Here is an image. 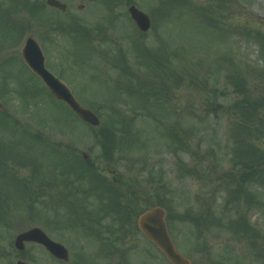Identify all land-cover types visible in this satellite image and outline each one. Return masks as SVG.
I'll return each mask as SVG.
<instances>
[{
    "label": "rangeland",
    "instance_id": "1",
    "mask_svg": "<svg viewBox=\"0 0 264 264\" xmlns=\"http://www.w3.org/2000/svg\"><path fill=\"white\" fill-rule=\"evenodd\" d=\"M12 1L0 0V34L9 27L21 46L28 37L43 42L46 66L72 89L81 107L92 110L100 125L92 129L81 123L62 103L44 93L31 95L33 87L27 83L34 78L20 70L17 77L25 100H8L4 106L5 112L25 115L0 117V264H15L16 260L53 264L42 247L27 244L18 252L13 240L22 231L38 227L51 240L67 245L66 219L71 216L60 197L73 186L75 177L60 169H70L71 162L79 161L84 153L95 167L109 168L96 160L99 147L94 134L104 128L113 135L120 152L116 164H110L111 170L122 176L131 171L138 177L145 208L162 206L168 214L181 215L211 210L215 217L226 220L242 218L252 231L264 236V184H246L259 198L257 206L247 199L228 200V189L213 181L225 171L241 172L233 164L232 130L238 116L230 104L242 94L235 91L239 79L229 78L241 70L242 85L251 94L264 84V0H132L131 4L146 12L152 22L151 31L143 36L129 19L127 8L131 4L127 0H59L67 4V14L55 13L45 0H16L17 6ZM34 3L41 6L33 15L28 8ZM79 5L83 10H78ZM21 22L29 23L32 29L13 30ZM78 23L98 35L94 34L91 42L84 36L85 41H79L89 51L88 57L73 49L65 56V63L63 54L72 45L57 34L51 38L47 31L59 26L68 34L66 40L73 42L77 36L82 39L72 30ZM99 23L104 27L97 26ZM46 34L51 38L48 44ZM21 46L14 51L9 47L0 50V59L18 55ZM119 58L126 60L131 73L141 77L131 83V92L142 90L138 85L153 90L157 97L147 102L151 104H140L136 95L128 93L131 87L123 88L129 83V74L123 75L109 64ZM87 59L90 66L83 65ZM146 60L148 67H144ZM137 61L145 63L143 68L136 69ZM15 67L13 71L18 70ZM209 100H217L222 107L208 112ZM173 126L182 137L180 146L161 133ZM33 134H41L45 144L33 141L29 136ZM257 144L264 146V138ZM205 152L213 158L205 156L199 173L178 171L180 161L192 169ZM213 159L219 167L215 166L218 172L212 175ZM63 180L65 186L60 184ZM166 222L170 229V222ZM177 228L180 231L171 228L173 242L191 264H264L257 252L262 241L249 230L245 235L237 234L207 222ZM128 236L141 241L132 232ZM148 247L142 241L140 251ZM150 252L151 262L142 256L125 262L168 264L154 247Z\"/></svg>",
    "mask_w": 264,
    "mask_h": 264
},
{
    "label": "trees",
    "instance_id": "2",
    "mask_svg": "<svg viewBox=\"0 0 264 264\" xmlns=\"http://www.w3.org/2000/svg\"><path fill=\"white\" fill-rule=\"evenodd\" d=\"M85 57H88V54H84ZM147 56V55H146ZM83 61V65L90 66L89 60ZM119 60V61H118ZM117 61L119 64H117ZM137 70L141 69V65H144L145 63L142 61H137ZM146 63H148V60H146ZM109 64H113L117 69L120 70L121 73H124L123 75H128V67L129 64H126V62L121 60L120 58L115 60L114 62ZM144 65V67H148L149 65ZM143 68V67H142ZM258 73V72H257ZM259 74V73H258ZM256 74V75H258ZM243 72H240L236 75H232L229 79H239L238 82L235 83L236 89L235 91L240 96L239 99H235L232 101V104H230V110L238 116V123L234 124L233 130H232V140L234 142V149H233V164L234 166H239L241 168V172H235L231 173L229 171L222 172L220 174H217V177L213 179V181H218L217 184L220 186L228 189V200H232L233 202H236L237 200L241 199H247V202L249 203H255L257 206L260 204L259 198H257L255 195H253L251 192H249L246 188V184L251 181H259L261 184H264V146L261 144H257V141L264 138V84L257 87L255 90V93H250L246 90V88L242 85V76ZM139 80L141 77H137L136 75L129 74V83L126 84L125 89H128L131 87V83L134 81V79ZM137 84H141V82H137ZM142 90L138 92H131L129 88L130 94L133 93L131 96H137L139 99V103L146 106V104H151L147 102L153 101V99H156L157 97L153 90H150V88H145L142 85H138ZM146 90V91H144ZM144 91V92H143ZM144 93V94H143ZM164 102H166V97L164 99ZM207 111L214 110L215 108H221L222 105L217 103V100L215 101H207L206 104ZM111 108L112 113H114L115 109ZM74 116V115H73ZM75 117V116H74ZM76 118V117H75ZM77 119V118H76ZM96 129V128H95ZM166 137L170 138L171 141H174L176 145L180 146V144L183 143L182 137L178 134V130L176 127H169L165 129ZM99 137V138H98ZM32 140L36 142H40L41 138L38 136H32ZM94 141L99 143L98 151L99 156L97 157V160L99 161H109V159L113 158L115 150V140H113V135H111L110 131L106 128L99 129V133L94 134ZM252 141V142H251ZM184 146H187V144H183ZM199 156V155H198ZM205 156L213 158V155H209L207 152H205L202 156H199L201 159L199 161H196L194 163V166L192 169H188L187 167H184V164L182 161H180L179 165L177 166V169L180 173L189 172L192 170H195V172H198L203 164L205 162ZM215 158V157H214ZM215 159L211 161V165H214L213 167H210L211 169H214V172H212V175L216 171V167H219V165L214 164ZM85 161L79 160L74 161L71 168L68 170L61 169L62 173L65 171L66 173L74 172V171H84V169H90L94 168L93 166L87 167L84 163ZM88 162V161H87ZM199 162V163H198ZM80 163V164H79ZM1 164V163H0ZM2 165V164H1ZM107 166H111L110 164ZM199 173V172H198ZM210 176H208L209 178ZM127 183H129L130 187L123 183L122 186L126 187V193H132L133 195H136L137 191H140L141 182L138 180H128ZM95 192L98 194V199L100 200V203L102 204L104 201H108L106 205H103L101 208H99L97 215L100 216L102 219L104 217H107L112 212L119 214L120 208H123V214L128 216L127 213L130 209L136 206L134 203L125 204L120 206L119 204V198L124 196L125 193H119V189L115 188L113 186V183H110L108 181H103L101 179L96 180L95 186ZM131 188V189H130ZM23 189V188H22ZM25 190L27 191L26 187ZM26 191H23L26 193ZM94 192V194H95ZM72 192L64 193L63 196L67 197ZM27 194V193H26ZM60 197V199H64V197ZM54 202V201H53ZM52 202V204H53ZM228 204V202H227ZM197 214H191V213H185L183 216H180L181 221L184 223H190V224H201L203 222L210 223L214 226H223L224 228L232 229L237 234H247L248 230L251 231V233L254 235L253 237H258L260 241H262L261 246L258 248L257 252H259L260 257L264 259V236L261 234H257L249 226V223L246 222V220H243L242 218H237V220H229L225 217H215L214 212L204 211L201 209H198ZM70 214H73L71 211ZM100 214V215H99ZM256 234V235H255Z\"/></svg>",
    "mask_w": 264,
    "mask_h": 264
},
{
    "label": "flooded vegetation",
    "instance_id": "3",
    "mask_svg": "<svg viewBox=\"0 0 264 264\" xmlns=\"http://www.w3.org/2000/svg\"><path fill=\"white\" fill-rule=\"evenodd\" d=\"M46 1V0H45ZM60 2L59 0H57ZM62 3V2H61ZM64 4V3H62ZM65 9L63 11H60L59 8L47 6L51 10L55 11V13L60 14H67L68 6L67 4ZM39 6H41L39 4ZM84 6L79 5L77 6L78 10ZM70 13H73L71 9H69ZM10 24L7 22L6 25ZM9 27L3 31V33L0 34L1 37H5L6 34H8V39L6 40V45L9 47V49H16L20 45L19 40L17 39V35L15 36V32H10ZM124 37V36H123ZM41 42V41H40ZM49 40L46 38L45 43L48 44ZM41 46H44V43L41 42ZM22 50V48H21ZM21 50L19 51V54L16 53L12 54L10 57H7L5 59H0V100L6 105L9 104L7 101L10 100H16L20 102L21 100L25 99L20 94V81L18 79V75L20 70L23 72L32 74L30 69L25 66L23 59L21 57ZM14 66L18 67V70L13 71ZM15 67V68H17ZM34 79L32 80L31 84L27 83V87H33V93L31 95L38 96V94H47L48 89L45 88L43 85V82L40 78L36 77L34 74H32ZM17 77V79H16ZM11 86H13L12 89ZM20 100V101H19ZM22 115L21 112L17 113H1L0 117H6V116H17ZM103 173H107L108 176H104ZM85 177L82 178V182H87V178L92 176H100L101 180L106 181L110 180L111 182L115 181L117 176H113L111 172H109L107 169L105 170H99L95 169L94 171L79 173ZM87 174V175H86ZM127 176H119V180L126 179ZM94 187L92 186H85L84 190L81 191L80 194L86 196V199L84 202L80 204H70L68 206H71L73 209H79V210H85V212L80 216V219L78 220L77 217L75 222L71 221L66 225L67 228V239L69 241L67 242V250H68V258L67 261H60L55 259L54 257L49 255L50 261L53 262V264H123V258H122V252L121 248L119 246V227L114 223L111 222L110 219L114 220L116 216L108 215V217L105 218L107 220V228L104 230L106 233L105 235L109 238L108 243L110 244L109 248H101L99 244L100 236H101V229H103L100 225L101 219L100 217L96 215L97 211V205L94 195ZM132 201L140 204L144 201L143 197L139 198H132ZM120 203H129L131 202V199H121L119 200ZM138 208H135V213L138 212ZM134 209L132 208L131 211V217L128 222L127 226V234L134 233L135 236L141 240L138 244L142 247V241H144V236L140 234L138 227L136 225V214H133ZM133 250L131 251L130 255H136L137 253V247H136V239L133 237ZM83 242H86L84 244ZM89 242H91L89 244ZM147 250V248H146ZM48 258V257H47ZM17 261V260H16ZM15 261V264H16ZM48 263L50 262L49 259L47 260Z\"/></svg>",
    "mask_w": 264,
    "mask_h": 264
},
{
    "label": "water",
    "instance_id": "4",
    "mask_svg": "<svg viewBox=\"0 0 264 264\" xmlns=\"http://www.w3.org/2000/svg\"><path fill=\"white\" fill-rule=\"evenodd\" d=\"M48 4L52 7L64 8L60 4L53 0H48ZM131 19L135 21L137 28L140 31L147 32L150 28V20L147 15L140 12L134 6L129 9ZM25 49L23 50V57L28 66L43 79L45 85L50 89L51 93L58 100H62L66 103L69 109L79 117L80 120L88 123L90 126H98L99 119L96 118L89 110L81 108L75 98L69 93L57 79L53 78L44 67V58L41 56V52L38 46L29 39L26 42ZM0 109L2 106L0 104ZM86 158V156H84ZM166 213L163 209L158 207L152 208L150 211L142 213L138 220L140 231L146 235L148 240L153 243L163 256H166L170 264H190V261L184 258L182 255L176 252L175 246L172 245L169 234L167 233V226L164 222ZM15 248L19 251H23L24 244L27 242H35L42 245L47 251H49L55 258L66 260V251L57 243H53L47 238L45 233L40 229L33 228L31 231L24 232L15 238ZM17 264H25L17 262Z\"/></svg>",
    "mask_w": 264,
    "mask_h": 264
}]
</instances>
